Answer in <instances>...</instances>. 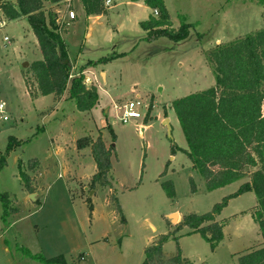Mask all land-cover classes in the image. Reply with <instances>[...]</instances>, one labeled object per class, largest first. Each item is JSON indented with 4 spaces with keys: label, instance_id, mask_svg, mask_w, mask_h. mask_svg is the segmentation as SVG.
Returning a JSON list of instances; mask_svg holds the SVG:
<instances>
[{
    "label": "rangeland",
    "instance_id": "obj_1",
    "mask_svg": "<svg viewBox=\"0 0 264 264\" xmlns=\"http://www.w3.org/2000/svg\"><path fill=\"white\" fill-rule=\"evenodd\" d=\"M66 1L69 5L46 9L56 11L62 25L69 80L84 68V85L96 87L98 101L85 112L60 85L51 95L37 94L29 70L41 59L36 39L24 18L7 20L0 11V152L9 137L28 140L9 152L0 170V193L8 194L16 209L3 222L0 200V264H45L25 256L22 248L45 259L61 256L65 264H142L145 248L165 234L170 236L163 258L174 256L179 246L190 264H238L243 250L262 242L250 214H239L255 205L252 192L229 199L216 216L229 218V224L213 251L199 233L186 226L175 230L183 215L210 211L241 182L207 191L183 152L170 155L171 144L186 148L170 104L214 84L207 51L264 30V0H163L174 28L182 21L191 24L188 37L177 43L165 36L145 39L139 22L153 10L142 0L104 2L105 12L95 15H86L80 0ZM68 10L74 19L67 18ZM24 61L27 67L21 66ZM130 100L140 103V117L123 123L122 107ZM86 138L114 146L111 188L89 189L95 162L89 145L77 148ZM253 158L259 162L258 154ZM31 159L38 161L34 171L27 169ZM19 162L33 178L34 199L21 185ZM165 181L173 183V198L162 188ZM110 195L116 196L123 220ZM172 213L173 222L167 218Z\"/></svg>",
    "mask_w": 264,
    "mask_h": 264
},
{
    "label": "trees",
    "instance_id": "obj_2",
    "mask_svg": "<svg viewBox=\"0 0 264 264\" xmlns=\"http://www.w3.org/2000/svg\"><path fill=\"white\" fill-rule=\"evenodd\" d=\"M64 1L15 0L11 3L0 0V11L7 20L24 18L36 39L41 59L33 61L29 70L35 80L37 94L51 95L60 85L67 91L68 98L75 103L76 109L85 112L98 101L96 87L87 88L84 85V68L69 80L70 62L61 36L62 25L56 11L46 9V5L57 6ZM142 1L151 10H156V14L151 13L147 19L139 22V26L148 34L145 39H149V36H165L177 43L188 37L191 24L182 21L174 28L163 0ZM104 2L105 0H80L86 15L105 12ZM205 59L211 67L214 84L176 98L170 104L186 142L185 149L171 144L170 155L176 151L183 152L191 161L192 168L201 176L207 191L237 181L244 176L243 170L246 168H256L248 174L247 181L215 203L210 211L183 215L175 230L186 226L189 233H199L213 251L223 237V228L229 223V218L216 220V216L229 199L252 192L255 205L239 214H250L262 242L243 250L237 256V263L264 264V30H256L229 42L219 43L205 53ZM108 130L114 141L110 126ZM86 140L88 144L78 141L77 148L83 149L89 145L95 162V171L88 183L89 189L96 185L111 188V156L114 146L111 144L108 148L105 147L100 138L92 143L89 138ZM26 141L28 140L8 138L4 152H0V170L5 166L9 152ZM253 154H258L259 162L253 158ZM28 165L27 169L34 171L38 167V161L31 159ZM214 165H218L219 169L212 170ZM18 168L23 189L28 193L34 192L33 178L21 169L20 162ZM161 185L167 197L173 198V183L165 181ZM190 186L191 192H194L195 184L191 178ZM109 199L115 212L123 220L116 196L110 195ZM0 200L1 218L6 222L8 215L16 209L10 205L8 194L0 193ZM169 236L170 234L161 235L151 246L145 248L142 264H190L181 256L179 246L174 256L162 257V246ZM173 239L177 241V237ZM22 252L30 259L45 264H65L61 256L45 259L25 248H22Z\"/></svg>",
    "mask_w": 264,
    "mask_h": 264
},
{
    "label": "built area",
    "instance_id": "obj_3",
    "mask_svg": "<svg viewBox=\"0 0 264 264\" xmlns=\"http://www.w3.org/2000/svg\"><path fill=\"white\" fill-rule=\"evenodd\" d=\"M111 0H105V4L108 5L110 3ZM153 13L156 14V10H153ZM76 17L75 13L73 12V10H68L67 12V18L72 20ZM3 40L5 42L9 41V38L7 36H3ZM140 103L138 101H133L130 100L128 101L123 107H122V112L121 115L119 117V120L123 123L127 122L128 119L131 118H139L140 117V113L137 110V106ZM4 111V104L0 103V113H3ZM3 120H6L7 117L4 115L2 116ZM83 258V257H82Z\"/></svg>",
    "mask_w": 264,
    "mask_h": 264
},
{
    "label": "water",
    "instance_id": "obj_4",
    "mask_svg": "<svg viewBox=\"0 0 264 264\" xmlns=\"http://www.w3.org/2000/svg\"><path fill=\"white\" fill-rule=\"evenodd\" d=\"M27 65H28V62H27V61H24V62L21 64L22 67H27ZM101 78H102L103 82H105L104 73H101ZM106 111H107V108H106V110L104 111V114L106 113ZM163 124L166 125L167 130H168V133H169V132H170V127H169V124H168V120H167V119H164V120H163ZM140 129H141L140 131H142L143 128H140ZM34 197H35V194H34V193H30V194H29V198L34 199ZM176 216H177L176 213H172V214H169V215L167 216V218L170 219L171 222H173V220L176 218Z\"/></svg>",
    "mask_w": 264,
    "mask_h": 264
},
{
    "label": "crops",
    "instance_id": "obj_5",
    "mask_svg": "<svg viewBox=\"0 0 264 264\" xmlns=\"http://www.w3.org/2000/svg\"><path fill=\"white\" fill-rule=\"evenodd\" d=\"M66 2H68V1L65 0L64 3H66ZM66 5H69V4L66 3ZM69 20H70V19H69ZM3 22H4V21H3ZM3 25H4V24H3ZM61 36H62V34H61ZM35 45H36V44H35ZM83 74H84V73H83ZM103 122H104V121L101 120V125H103V124H102ZM255 168H256V167H255ZM217 169H219L218 165H214V169H213V170H217ZM247 169H248V168H246V170L243 171V172H244V176H243L242 178L239 179V181H240L241 183L244 182V181H247V180H248V174H249V173H248ZM249 169H251V171L253 170L252 167H249ZM241 183H240V184H241ZM238 187H239V186H238ZM245 193H251V192H245ZM243 194H244V193H243ZM178 216H179V215H178ZM228 224H229V223H228ZM228 224H227V225H228ZM227 225H226V226H227ZM226 226H225V227H226ZM225 227H224V228H225ZM224 228H223V230H224Z\"/></svg>",
    "mask_w": 264,
    "mask_h": 264
}]
</instances>
